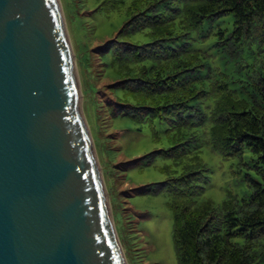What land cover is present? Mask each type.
Segmentation results:
<instances>
[{
    "label": "trees",
    "instance_id": "obj_1",
    "mask_svg": "<svg viewBox=\"0 0 264 264\" xmlns=\"http://www.w3.org/2000/svg\"><path fill=\"white\" fill-rule=\"evenodd\" d=\"M115 1L106 0L103 6ZM129 2L126 20L100 55L106 73L118 80L114 94L119 102L115 109H106L112 119L130 116L144 122L148 116L153 118L147 113L169 109L161 119L187 130L172 139L179 148L177 157L185 156L179 151L188 147L189 140L203 136L224 156L250 152L259 174L258 179H248L251 193L247 198L228 195L217 209L212 201L198 199L199 171L206 169L194 152L190 165L194 170L184 166L172 186L173 193L184 198L173 229L178 264L263 262L264 0ZM161 7L164 10L158 13ZM229 16L232 30L220 31L215 47L232 60L246 53L253 61L238 80L227 74L212 76L210 69L205 70L208 53L171 46L204 22ZM146 31L152 40L149 46L132 41ZM240 164L247 166L243 161Z\"/></svg>",
    "mask_w": 264,
    "mask_h": 264
},
{
    "label": "water",
    "instance_id": "obj_2",
    "mask_svg": "<svg viewBox=\"0 0 264 264\" xmlns=\"http://www.w3.org/2000/svg\"><path fill=\"white\" fill-rule=\"evenodd\" d=\"M59 0H0V264H126Z\"/></svg>",
    "mask_w": 264,
    "mask_h": 264
},
{
    "label": "rangeland",
    "instance_id": "obj_3",
    "mask_svg": "<svg viewBox=\"0 0 264 264\" xmlns=\"http://www.w3.org/2000/svg\"><path fill=\"white\" fill-rule=\"evenodd\" d=\"M105 2L59 0L75 60L81 109L93 142L112 222L126 264H178L173 229L177 209L184 198L175 195L172 186L184 173V166L194 170L190 167L194 152L206 169L199 171L198 199L212 201L217 209L228 195L238 200L247 198L251 193L248 179H258L259 174L253 167L250 152L224 156L203 136L189 140L188 150L179 151H184L185 156L177 157L179 148L172 139L187 130L173 128V124L161 119L169 109L147 113L153 118L148 116L144 122H136L130 116L112 119L106 109H115L119 102L114 94L118 80L106 73L100 64V55L126 20L130 2L116 0L103 6ZM163 10L161 7L157 11ZM232 25L231 16L206 21L200 29L190 31L186 38L173 41L171 46L208 53L210 58L205 70L210 69L212 76L227 74L238 80L253 61L246 53L232 60L215 47L219 32L226 34ZM146 33L136 34L132 41L140 47L149 46L152 40ZM242 161L247 166L240 164Z\"/></svg>",
    "mask_w": 264,
    "mask_h": 264
},
{
    "label": "bare ground",
    "instance_id": "obj_4",
    "mask_svg": "<svg viewBox=\"0 0 264 264\" xmlns=\"http://www.w3.org/2000/svg\"><path fill=\"white\" fill-rule=\"evenodd\" d=\"M59 5H60V3H59ZM60 8H61V6H60ZM63 20H64V18H63ZM65 23V22H64ZM75 61V60H74ZM76 71V70H75ZM80 100H81V98H80ZM81 107V106H80ZM82 110V109H81ZM82 114H83V112H82ZM88 128V127H87Z\"/></svg>",
    "mask_w": 264,
    "mask_h": 264
}]
</instances>
